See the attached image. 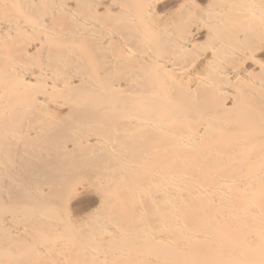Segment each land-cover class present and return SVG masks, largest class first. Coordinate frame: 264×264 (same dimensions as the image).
<instances>
[{
	"label": "bare ground",
	"instance_id": "6f19581e",
	"mask_svg": "<svg viewBox=\"0 0 264 264\" xmlns=\"http://www.w3.org/2000/svg\"><path fill=\"white\" fill-rule=\"evenodd\" d=\"M0 264H264V0H0Z\"/></svg>",
	"mask_w": 264,
	"mask_h": 264
},
{
	"label": "rangeland",
	"instance_id": "374dc122",
	"mask_svg": "<svg viewBox=\"0 0 264 264\" xmlns=\"http://www.w3.org/2000/svg\"><path fill=\"white\" fill-rule=\"evenodd\" d=\"M87 200H90V199H83L82 201H78L79 203L76 204V206H79L80 202H87Z\"/></svg>",
	"mask_w": 264,
	"mask_h": 264
}]
</instances>
